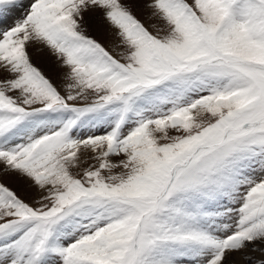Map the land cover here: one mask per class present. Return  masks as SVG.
Here are the masks:
<instances>
[{
  "label": "snow or ice",
  "instance_id": "1",
  "mask_svg": "<svg viewBox=\"0 0 264 264\" xmlns=\"http://www.w3.org/2000/svg\"><path fill=\"white\" fill-rule=\"evenodd\" d=\"M0 165V264H264V0H0Z\"/></svg>",
  "mask_w": 264,
  "mask_h": 264
},
{
  "label": "rangeland",
  "instance_id": "2",
  "mask_svg": "<svg viewBox=\"0 0 264 264\" xmlns=\"http://www.w3.org/2000/svg\"><path fill=\"white\" fill-rule=\"evenodd\" d=\"M191 2V0H190ZM134 14L137 16L138 19L141 20L142 23L145 24L146 27H149L150 31L155 32V28L152 27V25H155L156 28L159 29H163V24H161L158 20H156L155 18H149L150 17V12L148 10L143 9L142 5L140 7V9H134ZM87 34L96 38L97 40H99L101 43H103L106 47L109 46V40H110V36L106 30V25H98L92 21L89 22L88 26H87ZM163 31H161V35H163ZM117 51H119V49H117ZM32 61L33 63L39 67L42 71H44V73L46 75H48L49 77L55 79L56 74H57V69L52 68V66H43V64H41L40 62H38L32 55ZM83 131V129H82ZM178 133H176L175 131H170V135H176ZM255 166H254V171H255ZM258 169V168H257ZM253 171V172H254ZM256 175H262V173H260V170L258 172V174ZM10 183V186L12 187H16L15 183L8 181ZM225 200H222V202L220 201L221 204H223ZM214 206V207H213ZM208 208L209 211H212V208H215V205H208L206 206ZM3 242V241H0Z\"/></svg>",
  "mask_w": 264,
  "mask_h": 264
},
{
  "label": "bare ground",
  "instance_id": "3",
  "mask_svg": "<svg viewBox=\"0 0 264 264\" xmlns=\"http://www.w3.org/2000/svg\"><path fill=\"white\" fill-rule=\"evenodd\" d=\"M39 47V46H37ZM30 53L33 55V57L38 61L40 62L41 64H43V66L45 65L46 67L47 66H52V68H55L56 69V66H55V62H54V58L47 52V50H45L44 52H37L35 51L34 49H29ZM3 169V165H0V170ZM259 172V169H255V171L253 172L254 176L256 174H258ZM222 202V201H221ZM223 204H226L228 207H232V208H235V207H238V205L236 204H231L229 203L228 201H224ZM222 204V205H223ZM214 207V206H213ZM212 210H214V208H212ZM215 210H222V209H215ZM218 220H222L224 218H217ZM226 222V221H225Z\"/></svg>",
  "mask_w": 264,
  "mask_h": 264
},
{
  "label": "clouds",
  "instance_id": "4",
  "mask_svg": "<svg viewBox=\"0 0 264 264\" xmlns=\"http://www.w3.org/2000/svg\"><path fill=\"white\" fill-rule=\"evenodd\" d=\"M206 118V117H205Z\"/></svg>",
  "mask_w": 264,
  "mask_h": 264
}]
</instances>
